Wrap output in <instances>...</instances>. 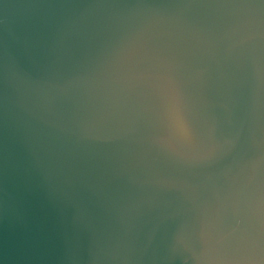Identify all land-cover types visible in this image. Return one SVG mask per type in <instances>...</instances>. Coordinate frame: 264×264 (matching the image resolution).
<instances>
[{
    "label": "water",
    "instance_id": "water-1",
    "mask_svg": "<svg viewBox=\"0 0 264 264\" xmlns=\"http://www.w3.org/2000/svg\"><path fill=\"white\" fill-rule=\"evenodd\" d=\"M0 264H264V0H0Z\"/></svg>",
    "mask_w": 264,
    "mask_h": 264
}]
</instances>
